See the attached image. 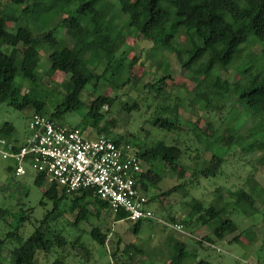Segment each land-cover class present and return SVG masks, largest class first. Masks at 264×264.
Masks as SVG:
<instances>
[{"label": "rangeland", "instance_id": "1", "mask_svg": "<svg viewBox=\"0 0 264 264\" xmlns=\"http://www.w3.org/2000/svg\"><path fill=\"white\" fill-rule=\"evenodd\" d=\"M0 7L5 12L6 29L9 32L15 33L19 28L30 27L40 33L53 25L48 22L51 16L45 18V21L33 22L22 13L24 5L0 0ZM57 36L65 38L66 45L72 46V39L66 29L61 28ZM179 41L183 42L184 38L181 37ZM245 48L238 55L239 63L245 60L246 52H250L249 48ZM262 50L259 44L251 48V52L256 54ZM50 53L47 49L42 50L36 84L31 87L25 81L21 85L23 95L31 93L35 99L45 103L49 112L62 101L64 90L58 85L69 78L61 72L52 76L48 74L51 67ZM117 56H121L125 66L134 57L138 58L129 71L130 83L121 89L104 80L96 85L95 82L87 85L81 97L85 109L67 114L60 123L70 127L81 125L88 107L98 96L116 98L111 107L105 106L101 110L104 120L100 126L105 131L99 134L96 129L88 127L85 133L91 132L92 138L108 133L111 138L124 137L133 145L142 143L147 148L162 141L166 145L179 146L186 154L177 171L168 165L159 168L161 180L149 192L151 197L156 198L150 204L155 219L143 220L138 233L134 231L135 222L117 221L114 213L108 210H102L97 215L94 206H89V213L77 222L79 212L72 207L73 197L65 199L56 216L49 217L47 221L50 233L58 232L71 243L78 240L75 250L67 249L69 253L65 254L67 258L64 261L67 264H170L177 255L170 243V239L174 238L186 244L189 257L196 256V261L190 263L186 258L184 264H197L200 260L211 264H264V165L260 163V150H243L245 142L252 137L260 140L264 138V120L247 117L242 110L232 109L230 103L220 114L208 113L200 108L201 101L196 92L213 84L215 78L199 81L188 78L187 71L179 67L174 56L162 48L154 51L152 43L141 35L128 36ZM107 62L95 56L89 61V68L102 74ZM166 65H170L168 72L164 69ZM167 74H171L172 79L167 81L161 92L149 87ZM217 75L230 82L239 78L236 69L219 72ZM127 76L123 71L119 79L124 81ZM34 113L32 106L19 110L8 101L0 102V128L5 124L12 125L14 133L11 141L18 139L22 143ZM167 116L177 120V131L168 132L155 127L157 117ZM219 134L226 139L219 149L224 157L222 171L209 179L193 177L208 164L215 153L216 148L211 143L213 137ZM231 137L235 138V142L227 148L226 142ZM12 166V162L0 160V207L10 209V215L0 222V240H5L9 232L15 233L14 237L5 241L1 264H13L12 249L30 237L55 209L54 202L44 197V191L49 185L46 183L41 188L37 187L34 182L36 174L32 170L24 177H16L10 169ZM182 169H185L184 175L179 177ZM181 184L184 190L170 196L164 195ZM218 188H221L223 204L232 202L229 192L240 188L249 193H253V190L256 198L251 216L244 213V207L230 209L223 216L232 219L238 226V231L226 234L223 240H218L214 235L215 223L203 226L197 222H182L189 220L193 200L205 205L217 203L218 194L215 190ZM21 217H25V220L20 225ZM176 223L183 225V233H178L170 226ZM97 228L107 236L104 247L91 236V232ZM235 237H238V241H234ZM56 252L50 256L39 254L36 264H51L60 250Z\"/></svg>", "mask_w": 264, "mask_h": 264}, {"label": "trees", "instance_id": "2", "mask_svg": "<svg viewBox=\"0 0 264 264\" xmlns=\"http://www.w3.org/2000/svg\"><path fill=\"white\" fill-rule=\"evenodd\" d=\"M9 1L14 5H24L22 13L33 22L45 21V18L51 16L48 22L53 25L40 33L30 27L19 28L15 33L9 32L6 29L5 12L0 7V102L8 101L19 110L32 106L36 114L60 122L67 114L85 109L86 105L81 97L87 85L93 82L96 85L104 80L121 89L130 83L129 71L138 58L134 57L125 66L121 56L117 55L126 38L136 34L150 41L154 51L162 48L174 56L179 67L187 71L188 78L197 81L215 78L213 84L206 85L196 92L201 101L200 108L208 113L220 114L230 103L233 105L232 109L242 110L247 117L264 120V0ZM61 28L66 29L72 39V46L66 45L65 38H58L57 34ZM181 37L184 38L183 42L179 41ZM257 44L263 47L258 54L251 52V48ZM245 47L249 48L250 52H246L245 60L239 63L238 55L245 51ZM43 49L51 52L48 74L52 76L61 72L69 76L68 80L58 85L64 90V95L51 112L43 101L35 99L31 93L23 95L21 92L23 82L27 81L31 87L36 84ZM95 56L108 61L102 74L89 68V61ZM164 69L168 72L170 65H166ZM232 69H236L239 75L234 82L217 75ZM123 71L128 76L121 81L119 76ZM115 76H118V79H114ZM170 79L172 75L167 74L149 87L159 93ZM115 99L98 96L88 107L82 124L75 128H79L88 137L92 136L91 132L85 133L88 127L96 129L99 134L104 132L105 128L100 126L104 120L101 110L105 106L111 107ZM154 125L168 132L177 131L179 128L177 120L170 116L157 117ZM13 133L14 127L10 124L0 128V137L10 141ZM100 136L97 135L96 138ZM106 136L110 137L108 133ZM113 139L118 144H131V141L124 137ZM224 140L226 139L220 134L213 137L211 145L216 151L208 164L193 177L209 179L220 174L224 157L219 153V149ZM11 142L15 144V148L20 144L18 139ZM234 142L235 138L231 137L225 146L229 148ZM131 145L142 163L147 165L139 183L148 194L151 204L156 198L151 197L149 192L150 188L161 180L159 168L168 165L177 171L186 152L177 145H166L162 141L154 143L150 148L142 143ZM252 149L260 150V163L264 165V138L260 140L252 137L245 142L243 150L248 152ZM10 169L13 170V166ZM184 171L185 169H182L179 177L184 175ZM34 182L40 188L46 183L49 185L44 191V197L54 202L55 209L44 218L30 237L12 249L13 264H36L39 254L50 256L59 250V255L51 264H67L64 261L67 258L65 254L69 253L67 249L75 250L78 240L71 243L58 232L50 233L47 221L49 217L56 216L61 203L68 197H73L72 207L79 212L77 222L89 213V206H94L97 215H100L102 210H108L114 213L117 221L128 220L126 212H113L108 203L99 200L91 191L67 193L58 184L48 183L44 175H35ZM181 190H184L183 184L175 186L164 195L170 196ZM215 192L218 194L217 203L205 205L193 200L189 220L182 222H197L203 226L215 223L214 235L218 240H223L226 234L238 231L237 224L223 216L230 209L242 207L245 208L244 213L251 216L256 198L253 190V193H249L240 188L229 192L232 202L223 204L221 188ZM9 215V208L0 207V222L5 221ZM24 220L25 217H21L19 224ZM171 220L174 222L173 218ZM141 223L142 221L135 222V233L139 232ZM14 236L15 233L9 232L5 240H0V258L5 241ZM91 236L99 245H106L107 236L98 228L91 232ZM234 241H238V237H235ZM170 243L177 253L170 264H184L186 258L190 263L196 261V256L189 257L186 244L174 238L170 239ZM197 264L211 263L200 260Z\"/></svg>", "mask_w": 264, "mask_h": 264}, {"label": "built area", "instance_id": "3", "mask_svg": "<svg viewBox=\"0 0 264 264\" xmlns=\"http://www.w3.org/2000/svg\"><path fill=\"white\" fill-rule=\"evenodd\" d=\"M27 130L16 148L0 137V160L13 163L16 177L32 170L67 193L91 191L113 212H126L130 221L155 219L149 196L139 183L146 169L131 144H118L106 135L88 137L79 128L36 113Z\"/></svg>", "mask_w": 264, "mask_h": 264}, {"label": "crops", "instance_id": "4", "mask_svg": "<svg viewBox=\"0 0 264 264\" xmlns=\"http://www.w3.org/2000/svg\"><path fill=\"white\" fill-rule=\"evenodd\" d=\"M171 227H173V229L174 230H176L178 233H183V231H182V229H183V225H181V224H174V225H170ZM176 226H181L182 227V229H180V230H178L177 228H176ZM176 228V229H175ZM179 239V238H178Z\"/></svg>", "mask_w": 264, "mask_h": 264}]
</instances>
